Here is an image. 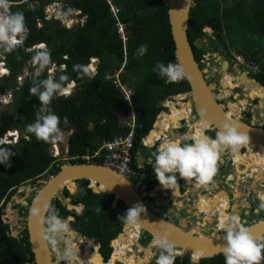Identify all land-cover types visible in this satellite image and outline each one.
Masks as SVG:
<instances>
[{
	"label": "trees",
	"instance_id": "trees-1",
	"mask_svg": "<svg viewBox=\"0 0 264 264\" xmlns=\"http://www.w3.org/2000/svg\"><path fill=\"white\" fill-rule=\"evenodd\" d=\"M52 1L28 0L13 4L11 7V12L24 13L27 31L23 45L11 53L4 52L10 73L0 79V92L12 91L13 99L10 105L12 112L6 122L5 117L0 118V134L9 128L19 130L24 137L15 144H2L3 147H9L15 152V155L10 159L12 165L10 168L0 165V248L9 256V259L5 256L0 257V264H26V261L34 260L27 236L20 240L8 235L9 224L4 223L2 218L3 208L20 186L34 184L42 177L49 179L62 165L59 159L62 155L54 157L50 154L51 144L37 141L34 135L25 132L27 125L35 122L36 111L41 105L38 98L29 93L34 80L46 79L49 76L48 69L56 64L58 68L53 78L58 79L60 75L65 74L71 82L77 83L76 89L69 96L57 95L52 100L50 108L60 118L63 131L75 129L69 139L70 156L67 162L83 163L85 161L82 156L87 153L93 154L104 139H111L128 131L122 126L126 104L118 89L105 78L107 73L115 72L121 68L122 62H126L121 77L124 81H129L135 90L137 121L142 125V128H137L136 133L132 161L134 167H137L136 152L139 148H145L142 145V138L153 128L163 109L162 100L190 89L187 79L166 84L153 71L157 63L176 64L175 43L171 33L168 7L164 0H117L120 7L119 20L125 24L129 37L126 45L118 35L116 19L111 16L104 0H63L66 3L65 8L80 10L81 15L86 16L84 23L72 27H65L56 19H45V6ZM193 1L195 4L191 8L188 33L198 56L207 50L203 46L198 47L196 42L207 37L215 50L221 46L228 55L230 49L236 50L247 58L259 62L264 69V0ZM38 20L41 21V26L38 25ZM206 28H210L212 34H207ZM41 43L47 44L52 64L39 77L32 72L19 85L17 78L23 74L24 68L27 63H31L33 57V52L27 49ZM142 44L148 45V51L145 55L139 56L137 49ZM94 57L100 59L95 79L87 77L79 79L78 73L73 71V66L88 65ZM61 66H65L63 71ZM254 77L264 79L260 74ZM256 89H259L258 84ZM163 113L180 116L182 109L178 111L173 108ZM65 117L69 121L68 127L63 125ZM179 121L176 119L174 124L179 125ZM159 125V130L165 127L163 123L159 122ZM199 133L201 136V131ZM209 133L210 137H215V132ZM101 158L96 161L102 163L103 156ZM259 162L261 167H264V159ZM144 170L148 174L145 182L148 189L152 190L157 184L155 174L149 166ZM259 174L264 175V168L259 170ZM78 183L82 191L75 196L85 207L83 214L76 215L77 220L72 227L93 241H102L107 247L110 240L121 232L123 221L120 217L125 215L128 208L123 201H119L114 207V196L91 186L99 193L93 192L88 187L90 183L88 180H79ZM69 186L74 187L73 184ZM65 193L71 196L68 190ZM97 209L100 211L97 212ZM58 214L65 217L67 213L61 208ZM126 232V242L130 244L135 236L129 233L127 228ZM149 237L151 238L150 235ZM100 245L89 242L87 249L93 246L98 249ZM111 245L115 246V240ZM120 256L114 254V260ZM90 259L95 264H103L98 253ZM131 260V257L125 258L127 264H130ZM189 262L190 256L186 255L176 258L174 264ZM198 264H224V256L219 254L204 258Z\"/></svg>",
	"mask_w": 264,
	"mask_h": 264
},
{
	"label": "clouds",
	"instance_id": "clouds-1",
	"mask_svg": "<svg viewBox=\"0 0 264 264\" xmlns=\"http://www.w3.org/2000/svg\"><path fill=\"white\" fill-rule=\"evenodd\" d=\"M11 7L12 0H0V51L3 53L13 52L17 46L23 44L26 39V21L24 13L22 11L11 12ZM79 17H85L86 19V16L81 15V13ZM125 30L127 34L126 27ZM208 30L212 32L210 28H208ZM127 42H124V44L126 45ZM36 47L44 49L45 46L40 44ZM147 51L148 45L142 44L137 49V54L143 56ZM92 59H97V61H92ZM99 63L100 59L94 57L91 58L88 65H74L73 71L78 73L79 79H83L84 77L95 79ZM31 64L36 66L35 75L39 77L45 69L52 64L50 53L47 51L36 52L32 57ZM125 65L126 62H122L120 69L115 72L107 73L106 75H115L119 72L120 79L124 81L121 74L124 71ZM93 67H96V73ZM60 68H62L61 71H63L65 66H61ZM153 71H155L158 77L163 79L166 84L178 83L182 80L189 79L185 68L178 63H168L167 65L164 63H157ZM125 82L130 84L129 81ZM18 84L21 85L22 83L20 84L18 82ZM74 84L77 83L75 81L71 82L69 77L65 74L60 75L58 79L49 75L46 79H37L33 81V86L30 87L29 93L31 96L37 97L41 105L36 111L35 122L28 124L25 129L27 134L34 135L37 141H43L52 145H57L65 141V131H63L60 126L61 120L52 111L50 104L57 95L64 96L67 94L70 89L74 87ZM118 91L120 92L119 89ZM70 94L71 93L67 96ZM120 94L122 97L121 92ZM7 95H10V93ZM0 98H3V96H0ZM122 100L124 101L123 97ZM165 100H167V102L170 101L169 98ZM166 103L162 104L161 102L163 109L169 108V105ZM159 115L162 116L161 112ZM63 125L64 127H68L69 121L67 117L63 119ZM152 130L153 128L145 137H148ZM248 140L249 137L246 133L241 132L230 123H225L222 129L216 132L214 138L201 135L200 138L195 139L193 143H182L180 139H170L161 142L156 150L151 153L153 159H149L148 163L151 164L156 179L164 189H170L171 191L176 189L178 187V180L189 183L195 180L199 185L206 186L213 181L218 172V163L221 154L226 151H230L233 155L239 153L241 147L245 145ZM158 141H160V139ZM149 143L152 142L149 141ZM14 155L15 152L11 151L9 147L0 145V165L10 168L12 166L10 159ZM36 200L40 202V197L37 196ZM259 207L260 209H264V198L261 199ZM83 211L84 207L80 205L77 208V212L83 214ZM99 211L100 209H97V212ZM41 214H43L41 223L45 225L43 239L47 246L55 253L56 264H77L80 244L68 220L61 218L58 211L48 202H43L42 210H31L32 216ZM142 214H147L146 207L142 203H136L126 211L125 215L120 217V220H122L126 226L134 227L138 221L141 220ZM236 219V217L232 218L233 221ZM153 243L161 250L156 264H174L175 245L169 241L168 237H156ZM221 247L223 249L224 264H262V261H264V242L255 239L251 235L250 229L243 225H239L238 227L229 226L223 237Z\"/></svg>",
	"mask_w": 264,
	"mask_h": 264
},
{
	"label": "water",
	"instance_id": "water-1",
	"mask_svg": "<svg viewBox=\"0 0 264 264\" xmlns=\"http://www.w3.org/2000/svg\"><path fill=\"white\" fill-rule=\"evenodd\" d=\"M164 2L168 7L171 33L175 43L176 63L185 68L187 76L189 77L187 80L190 86V89L187 92L169 96L172 100L180 101L182 107L183 105H186L188 108V117H184L179 123L180 125H187L189 130L186 135L184 134L179 139H181L182 143H184L185 140H189L193 143L195 139H198L197 136L195 137V133L198 132V127L201 128L200 130L202 135L208 136V131L216 133L222 129L225 123H230L237 127L241 132L246 133L249 137L248 142L241 147L237 155L240 154L243 156L246 154L250 155L252 153H258L264 156V123L259 122L257 125L254 120L251 124H248L241 119V115L236 117L233 115L228 116L226 114V104L218 100L219 97L215 92L217 88L216 83L208 80V69H202L196 59L193 44L191 43L188 33L190 13L192 6L195 4L194 1L164 0ZM213 56L216 62L221 63L222 68L229 67V62L225 60L222 55L214 53ZM235 70L238 74L246 75L248 80L252 81V83L258 84L259 89L264 90L263 84H261L256 78L247 76V74L244 71H241L236 64ZM166 102L167 100H162V104H165ZM261 106L264 107L262 104ZM159 116L155 125L160 118ZM74 131L75 129H71L64 132L66 137L64 147L67 150L63 155L64 160L60 166V170L49 179L42 180V185L40 187L34 188L36 193L28 208L27 229L36 264H56V259L54 252L47 246L43 239L45 228V225L41 223L43 214L32 216L31 210H42L43 202L51 204L55 196L57 194H61L65 188H69L71 193L74 192L78 187L77 181L79 180L90 181L91 189V183L93 182H95L98 186H102L105 190V194L114 196L113 206H116L119 201H123L128 209L133 207L136 203H142L146 207L147 214H142L141 220H139L136 225L140 227V230L148 233L152 237L146 249V252L150 249V255L146 259L147 264L152 262L154 252L158 249L155 244L152 245L156 237L167 236L169 241L175 245L174 251L176 257L179 256L182 258V255L177 252L187 250L191 258L189 264H198L201 259L211 258L219 254H223L221 244L223 243V237L226 232H220V226L216 225L215 227H211V233H209L205 230L207 225L206 220H201L197 224L189 227V225L184 222L176 223L169 218H163L159 215L160 213L155 206L156 202L152 203L148 200V198H156V193L164 190L160 184H157L152 191L141 194L139 189L135 188L129 179L104 164L90 162H67L66 160H68L70 156L68 151L69 139ZM243 149H246V152H243ZM49 152L52 156H54L55 147L52 144L49 147ZM223 161L225 162L224 158ZM234 167L235 171L238 173L239 171H245L247 169V164H239L237 161H234ZM252 172L253 171L249 168V170L241 174V178H243V175L251 174ZM256 180L257 179H255V181ZM259 181L263 182L264 176L262 179L260 178ZM70 184H73L74 187L71 188L69 186ZM217 184L218 187H215V190H221L225 193V198L228 200L229 196L227 191L223 189L225 185L221 188L222 182H217ZM226 184L230 186L232 185L229 184V181H226ZM21 188H23L22 190H26L27 195L32 191L31 184L21 186L20 189ZM199 188L201 189V192H199L197 200L204 197H212L209 184L206 186H199ZM92 191L99 193L93 189ZM37 196L40 197V202H37ZM15 197L16 196L13 195L12 199H14L17 203L22 202L19 198ZM68 200L70 201L71 198H68ZM23 203L24 205H28V202L24 200ZM209 220L211 221V219ZM5 222H7L6 219ZM239 225L242 224L233 223L229 226L238 227ZM125 227L126 225L124 224L123 230L118 234L117 238L125 232ZM188 227L189 229H187ZM246 227L250 229V233L255 239L259 241L264 240V219L254 221L253 224ZM74 232L75 234H78L76 230H74ZM13 235H16V231ZM138 245L141 250L144 249L141 244ZM98 255L103 262L101 254L98 253Z\"/></svg>",
	"mask_w": 264,
	"mask_h": 264
},
{
	"label": "flooded vegetation",
	"instance_id": "flooded-vegetation-1",
	"mask_svg": "<svg viewBox=\"0 0 264 264\" xmlns=\"http://www.w3.org/2000/svg\"><path fill=\"white\" fill-rule=\"evenodd\" d=\"M205 38H207V37H205ZM44 44H46V43H44ZM196 44H198V47L203 46L207 50L206 53L202 54L201 56H198L196 54L194 48H193L195 56H196V59L199 62V65H200V67L202 69H204L205 67L210 65L209 58L211 56H212L211 58H212V62L213 63H220V62H216L215 58L213 56L214 53L220 52L221 53L220 55H222L224 57V59L229 62V67L227 69H225V71H227L230 74L228 69L230 68L231 70H234V72H236V74H234L232 76L234 77V79L236 81V77L235 76L238 73L235 70V64H236V66L239 67V69L241 71H243L241 66H240V64H238L235 61V58H234V54L239 53V52H237L236 50L230 49V54L228 55L227 51L224 50L221 46H219V48L217 50H215L214 46L212 44H210L208 38L207 39L203 38V39H201V43L200 44H199V41L196 42ZM37 45H39V44H37ZM46 47H47V44H46ZM30 64H31L30 62L27 63L26 67L29 66ZM258 74L263 75L261 73H258ZM207 75H208V72H207ZM255 75H257V74H255ZM247 76L254 77V75H248V74H247ZM254 78H256V77H254ZM221 79H220V81H221ZM208 80L211 82L212 79L209 78ZM241 82H243V81H241ZM250 83L252 84L251 89L252 90H256V84L252 83V81H250ZM216 85L218 87V83ZM251 89L249 90V98H250L251 102L248 101V103L246 105H242L241 111H240L241 119L244 122L248 123V124H251V122L255 120V122L258 125L259 122H263L264 123V107L261 106L262 97H259V96H254L253 97V96H251ZM5 92H12V91H5ZM215 92L218 93V88H216ZM0 93H4V92H0ZM230 95L232 96L231 97L232 101L237 100V98L235 97L234 93H231ZM226 98L227 97H222V98H218V100L220 102L226 104V105H229V102H226ZM12 99H13V93H12ZM263 99H264V97H263ZM10 102H12V100ZM255 107L260 109V111L256 113ZM226 108H227V111L233 113L231 108H229V106L226 107ZM182 116L183 115H181L180 117H182ZM178 119L180 120L181 118H178ZM162 130H163V128L160 129L159 134H160V132H162ZM199 132L200 131L195 133L196 134L195 137L197 136L198 138H200V133ZM207 134H208V136H210L209 131L207 132ZM243 152H246V149H243ZM230 155H233L230 151H226V152H224L223 155H221L220 158H222V159L224 158L225 159V162H224L223 165H225L226 167L222 168V170H221L220 168L222 167V165L220 163H218V172H217L216 176L214 177L213 181L209 183L210 190L213 189L215 192H220L221 190H215L214 183H215V179L217 178V175L218 174H222L223 183L221 184L222 185L221 188H223V185H225V187L223 189L225 191H227V194L229 196L228 200H226V198H225L226 195L223 192L221 193L223 195V197H221V194H220V197L218 199H216V200H214L212 198L213 196H216V194H212L211 193L212 197H210V198L209 197L201 198L196 203L197 208H201V206H203L204 207L203 211L211 215V218H210L211 221L209 219L206 220V222H207L206 227H211V226H216V225L221 226V224H222V222H221V213L222 212L224 213V217L223 218L228 217V219H227L228 220V222H227L228 225L226 226V223H224L223 226L221 227L220 232H222V233L226 232V230L229 227V225H232L233 223H235V224L236 223H241L243 226L246 227V226H249V225L253 224L254 221H259L261 219H264V209H260V207H259V205L261 203V199L264 198V195L263 196L260 195L261 194V190H262L261 186L264 187V181L263 182L261 181L262 182V185H261L260 181L255 182V180L251 176V174H245V175H243V178L241 179V181L238 182L237 178H238L239 175L238 176L236 175L237 172L235 171L234 161L235 160H240L241 155L240 154L233 155V157H235V159L229 158ZM63 158H64L63 156L61 158H59L61 160V162H63V160H64ZM262 158L264 159V156H262L261 154L255 153V154L251 155L250 157H248L245 160H242V161L240 160L241 161L240 164H245L247 161H249L251 159L256 160V162H258L260 164L259 161ZM246 164H247L248 167L250 166L251 168H253L255 170V172L257 173L259 179L263 178L264 175L261 176L259 174V170L264 168L263 166L262 167L261 166L260 167H256L253 164H249V163H246ZM247 178L249 180H247ZM44 179H48V178L42 177L41 179H38L36 181V183L31 184L32 191L28 195L26 193V190H24L25 193H24L23 196L26 197V202H28V205H24L23 201L21 203H17L12 198L8 202V204L10 203V206H11L8 209L9 213L13 215V212L17 211L16 215L18 214L19 224H20V227H19L18 231H16V235H13V233H15V231H12L13 230L12 226H11L10 223H8L9 224V230H8L9 233H8V235H11V236H13V237H15L17 239H20V240L25 238L26 236L29 239V233H28V229H27V215H28V211H29L28 208H29V205H30L33 197L35 196V193H36V190L34 188L35 187H37V188L40 187L42 185V180H44ZM226 181H229V184H232V185L230 186V185L226 184ZM247 182H249V185L245 186V183H247ZM77 184H78V187H77V189L74 192L71 193L69 188H65L63 190V192L61 194H57L55 196V198L51 202V205L58 212H59V210L61 208L64 209L65 213H67V214H66L65 217H61V218L65 219V220H68V222H69L71 227H72V224L74 222H76V220H77V216L76 215L79 214L77 212V208H78L77 205H79V206L83 205V207H85L84 203L81 202L80 200H78L76 198V196H75L76 193L82 191L78 181H77ZM195 185H196V187L200 186V185H198L197 182H195ZM22 186H24V185H22ZM20 187L18 188L16 193L19 192ZM88 187L90 188V183L88 184ZM66 190H68L70 192L71 196H67L66 195V193H65ZM148 191H151V190H148ZM142 193L143 192H141V194ZM68 198H71V200L69 201ZM155 201H156V199H155ZM218 202H221V204H217ZM6 207L3 208L2 216L5 213L4 209ZM215 208H218V209H215ZM257 216H259V218H257ZM233 217H236L237 219L235 221H233L232 220ZM2 218L4 220V223L8 222V220H7V222H5L4 217H2ZM176 223H178V221ZM123 227H124V223H123V226H122V230H123ZM138 227L139 226H136V225L134 227L127 226L128 232L133 234L135 236L134 239H136V240H132L130 244L117 243L116 246L111 245L112 241H114L117 238V237H115L112 240H110V242H109L107 247L104 246L102 241H99V240L98 241H93V240H91V238H89L87 236H84V235H82V234H80L78 232L77 235H80L81 239H78L77 241L80 244L79 245V249L82 248V250H81V252L79 251L80 255L77 258V264H81L80 261H82V264H84V262H85V264H90V263L95 264L93 261H91L90 257H92L94 254H97V253H100L101 256L103 257V262H102L103 264H112V259H113L114 254L121 255V256L118 257V259H116L113 262V264H127L126 261H125V258H130V257L132 259L130 264H147L146 263V259L149 257L150 254H149V252H146V249H147V247L149 245V242L152 239V237L150 238L149 234L144 232V231H142V230L137 232L136 229ZM187 229H189V227ZM206 232L211 233V230L210 231H206ZM138 233H139V235H138ZM143 239H147V243L144 244L143 243ZM124 240H126V239H124ZM89 242L90 243H94V244H101V245L98 247V249H95L94 246L91 247L90 249H87V245H88ZM29 243H30V239H29ZM138 244H141L144 247V249L141 250ZM30 246H31V243H30ZM128 247H129V249H128ZM31 251H32V246H31ZM160 251L161 250L159 248L157 250H155L152 262L150 264H154L156 262L159 254H160ZM124 252H126V253H124ZM33 255H34V253H33ZM4 256L6 257V259H9V256H6L5 251L0 248V257L4 258ZM122 256L124 258L121 259ZM178 257L179 256H177V257L174 256V262H175L176 258H178ZM25 263L26 264H36L35 257H34L33 261H31V262L30 261H26Z\"/></svg>",
	"mask_w": 264,
	"mask_h": 264
},
{
	"label": "built area",
	"instance_id": "built-area-1",
	"mask_svg": "<svg viewBox=\"0 0 264 264\" xmlns=\"http://www.w3.org/2000/svg\"><path fill=\"white\" fill-rule=\"evenodd\" d=\"M28 1L23 0L20 2H14L13 4H20L21 2ZM107 5L109 6V11L111 16L117 19L116 27L117 32L120 38L127 42L128 36L125 30V24L119 21V11L120 7L117 4L116 0H104ZM65 2L63 0H53L51 3L45 6V19H56L61 21L62 25L66 27H72L75 24L83 23L85 17H79L81 11L77 9H70L65 8ZM38 25L41 26V21L38 20ZM27 31V29H26ZM45 47L46 44L42 43ZM23 45V44H21ZM21 45H18L19 48ZM40 45V44H39ZM37 45H34L27 49V51H32ZM16 48V49H17ZM15 49V50H16ZM235 61L240 64L243 71H245L248 75H255L261 73L264 75V69L261 67V64L253 59L247 58L245 55L236 53L234 54ZM97 61V59H92V61ZM94 62V63H95ZM64 67V66H62ZM57 65L54 64L51 68L48 69L49 75L54 76L55 70L57 69ZM96 73V67H93ZM10 73L5 60V54L0 51V78L7 76ZM26 77V75L24 76ZM22 75L18 77V82L21 84L23 78ZM106 79L111 80L112 83L115 85L116 88L120 90L122 93V97L124 102L127 106V109L123 112V119H122V126L127 128L128 131L118 134L111 139H104L100 147L93 153H87L86 155L82 156L85 162L90 163H99L104 164L111 169L119 172L120 174L124 175L127 179L130 180L132 185L135 188H138L140 193L148 192V185L146 184L145 180L148 178L147 172L139 167H134L132 165V161L134 159L133 149L135 147V139L137 128H142L141 124H138V115L136 112L135 102L133 100L134 90L128 82L122 81L119 76V72L115 75H106ZM77 87V84H74L72 87L71 92ZM10 93V95H7ZM69 93L65 94L67 96ZM0 104L2 103H9L12 100V92H4L0 93ZM61 96V95H59ZM6 132L0 134V145L3 143L6 144H15L19 141L21 137H24L20 134L19 130L17 129H6ZM147 136L142 138V143L147 144ZM55 147V154L54 157H59L61 154V150L64 147V142L58 143L57 145H53ZM103 162L96 161V159H102Z\"/></svg>",
	"mask_w": 264,
	"mask_h": 264
},
{
	"label": "crops",
	"instance_id": "crops-1",
	"mask_svg": "<svg viewBox=\"0 0 264 264\" xmlns=\"http://www.w3.org/2000/svg\"><path fill=\"white\" fill-rule=\"evenodd\" d=\"M171 102L173 105L169 106L170 110L173 108H175L176 110H180L183 108L180 104L181 103L180 101L178 102V101L172 100ZM167 115H170V114L166 113V118L165 119L162 118L159 121L161 124L163 123L165 125L163 131L160 132V134H159V131H160L159 127H157L154 122V125H153L154 128L150 134L152 135L157 134L158 137L155 139L152 135L149 134L152 143L151 144L147 143L146 145L142 144L144 145L145 148L143 147L139 148V150L136 152L135 161H136L137 167L144 169L147 166H149L152 169V166L151 164L148 163V161L149 159H153V157L151 156V153L154 152L156 148L158 147L159 145L158 140L160 139V140L168 141L170 139H179L184 134L186 135L187 131L189 130V128H187V125H180V124L175 125L174 124L176 119L181 118L180 117L181 115L180 116L175 115L174 118H170V121L169 119H167ZM182 115H184L183 112H182ZM166 124L169 126L167 127ZM188 142L190 141L185 140L184 143H188ZM147 148L148 149L151 148L152 150H148ZM223 162H224L223 159L220 158L219 163L223 165L224 164ZM220 177L223 178L222 174L217 175V178L215 179V183H214L215 187H218L217 182L223 183V180L219 179ZM155 180L157 181V184H159L156 177H155ZM195 182H196L195 180L191 181L190 183L185 182L183 180H178L179 186L176 189H173L172 191L170 189H164L163 191L157 192L156 193L157 197L154 199H156L155 206L157 207L159 213L161 214L166 211L167 213H169L167 218H169L170 220L173 221V217H177L179 220L178 222H184L188 224L189 226L197 224L201 219L206 220L204 212H202L199 208L196 207V202L198 201L197 197L199 195V192H201L200 191L201 189L199 188V186L196 187ZM157 184H155V186ZM182 212L185 213V215H182Z\"/></svg>",
	"mask_w": 264,
	"mask_h": 264
},
{
	"label": "rangeland",
	"instance_id": "rangeland-1",
	"mask_svg": "<svg viewBox=\"0 0 264 264\" xmlns=\"http://www.w3.org/2000/svg\"><path fill=\"white\" fill-rule=\"evenodd\" d=\"M206 30H207V34H212V32L210 31V30H208V28H206ZM204 39H207V38H204ZM201 43V40H199V44ZM38 51H47V52H49V50H48V47H44V49H40V48H35V49H33L32 50V52H33V55H35L36 54V52H38ZM217 53H219V54H221L220 52H217ZM212 57V56H211ZM209 58V61H210V65L209 66H207V67H205V68H207V69H209L208 70V75H209V78H211L212 80H211V82H214V83H218V93H217V95H218V97L219 98H222V97H227L226 98V102H229V105H226L227 107L229 106V108H231V110H232V112L234 113V114H240V111H241V107H242V105H246L247 103H248V101H250V98H249V90L251 89V86L250 85H247L245 82H240L238 79H236V81H235V79H234V77L232 76V75H234V74H236V72H234V70H231L230 68L228 69V71L230 72V74L228 73V72H226L225 71V69H227V67H224V68H222V66H221V64L220 63H213L212 62V58ZM230 58V57H229ZM223 70V71H222ZM32 72H36V66H34V65H32V64H30L29 66H27L25 69H24V72H23V74H22V77H24L25 75L26 76H28V75H30ZM223 72V73H222ZM238 73V72H237ZM223 77V78H222ZM25 78V77H24ZM222 78V79H221ZM220 79H221V81H220ZM257 80L258 81H260L263 85H264V79L262 78V77H258L257 78ZM231 93H234V95H235V97L237 98V100H234V101H232L231 100ZM230 95V96H229ZM251 96H260V97H262V105L264 106V99H263V97H264V90L263 89H256V90H252L251 89ZM169 100L171 101L172 99H170L169 98ZM251 102V101H250ZM168 104H169V102H167ZM11 102L10 103H2L1 105H0V118L1 117H5V122H6V119H7V117H8V115H10L11 114V112H12V108H11ZM262 108V107H261ZM167 110H169L168 108H164L162 111H161V114L164 112V111H167ZM181 110V109H180ZM179 111V110H178ZM255 111H256V113L257 112H259L260 111V109H258L257 107H255ZM160 114V113H159ZM2 119H4V118H2ZM159 121V120H158ZM198 131H200L199 129H198ZM6 132V131H5ZM161 142H163V140H160L159 141V144L161 143ZM188 143H190V142H188ZM148 149V148H147ZM67 149L65 148V147H63V149L61 150V152H60V154L63 156L64 155V153H65V151H66ZM148 150H152L151 148L150 149H148ZM64 157V156H63ZM229 158H234L235 159V157H233V155H230L229 156ZM246 163H249V164H253V165H255L256 167H260L261 166V164H259L258 162H256V160H253V159H251V160H249V161H247ZM245 163V164H246ZM224 167H226L225 165H222V167L220 168V169H222V168H224ZM237 176L239 175H241V174H239V173H237L236 174ZM251 175H252V177H253V172L251 173ZM238 176V178H237V181L239 182V181H241V177H239ZM219 179H221V180H223V178H219ZM247 180H249L248 178H247ZM261 183V185H262V182H260ZM27 185H29V184H26V185H24V186H27ZM93 184L91 183V186H92ZM249 185V182H247V183H245V186H248ZM23 188H21V189H19V192H17V193H15V196L17 197V198H19L21 201H26V197H24L23 195H24V193H25V191L24 190H22ZM261 192L263 193L264 191V187L263 186H261ZM211 191V193L212 194H216V196H213L212 198L214 199V200H216V199H218L219 197H220V194L222 193V192H215L213 189H211L210 190ZM15 197V198H16ZM221 197H223V195L221 194ZM152 203H155L156 201H155V199L154 198H148ZM196 200V199H195ZM217 204H221V202H218ZM195 206V205H194ZM193 206V207H194ZM11 206H10V203L7 205V207L4 209V215H3V217H4V219H6V220H8V223H10L11 224V226H12V231H18V229H19V227H20V224H19V218H18V214L16 215V213H17V211H14L13 212V215L12 214H10L9 213V211H8V209L10 208ZM216 212V211H215ZM214 213V212H213ZM168 214L169 213H167L166 211L164 212V213H161V214H159L160 216H162L163 218H167V216H168ZM182 215H185V213H183L182 212ZM203 215V214H202ZM201 215V216H202ZM224 217V213L222 212L221 213V222H222V224H221V226L220 227H222L223 226V224L224 223H226V224H228L227 222H228V217H225V218H223ZM22 218V217H21ZM257 218H259V216H257ZM207 220V219H206ZM173 221L174 222H177V221H179L178 220V218L177 217H173ZM189 227H191V225L189 226ZM211 227H215V226H211ZM211 227L209 228V227H206L205 228V230L206 231H210L211 230ZM120 230H122V228H120ZM76 239L78 240V239H81V237H80V235H77L76 234ZM123 243L124 244H128L127 242H126V240H123ZM143 243L145 244V243H147V239H143ZM98 247V246H97ZM81 250H82V248L80 249V252H81ZM107 252V251H106ZM124 253H126V252H124ZM178 254H180V255H182V256H190L189 254H186V253H183V252H181V251H178L177 252ZM108 254V253H107ZM79 255H80V253H79ZM191 259V258H190ZM80 261V260H79ZM81 262V264H82V261H80ZM154 264H156V262L154 263Z\"/></svg>",
	"mask_w": 264,
	"mask_h": 264
},
{
	"label": "bare ground",
	"instance_id": "bare-ground-1",
	"mask_svg": "<svg viewBox=\"0 0 264 264\" xmlns=\"http://www.w3.org/2000/svg\"><path fill=\"white\" fill-rule=\"evenodd\" d=\"M236 79H238L240 82L241 81H243V82H245L247 85H250L251 87H252V84L250 83V80H248L247 79V77H246V75H242V74H237L236 76ZM70 91H71V89H70ZM69 91V92H70ZM68 92V93H69ZM169 102V104L168 103H166V104H168L169 106H171L172 104H171V101H168ZM179 102V101H178ZM181 104V103H180ZM182 106V105H181ZM226 111H227V108H226ZM182 112L184 113V115H183V117H181V119L182 118H184V117H188V108H187V106L186 105H183V108H182ZM226 114L229 116V115H233L234 117H236V116H239V115H241V113L240 114H234V113H231V112H229V111H227L226 112ZM175 117V115L174 114H170V115H167V119H170V118H174ZM165 119L166 118V113H162V116L160 117V120L161 119ZM159 120V121H160ZM159 121L156 123V126L157 127H159L160 125H159ZM164 129V128H163ZM199 130L201 129V128H198ZM163 131V130H162ZM201 131V130H200ZM150 135H152V134H150ZM150 135H148V137H147V142L149 143V141H151V138H150ZM196 135V134H195ZM155 139L158 137V135L157 134H153L152 135ZM168 138V137H167ZM164 141V140H163ZM255 154V153H254ZM251 155H253V153L252 154H246V155H241V157H240V160L242 161V160H245V159H247L248 157H250ZM234 159V158H233ZM240 160H235V161H237L239 164H240ZM249 168L253 171V178H255V179H257L255 182H258L259 181V178H258V175H257V173L255 172V170L253 169V168H251L250 166L248 167L247 166V169L245 170V171H239L238 173L239 174H242V173H244V172H246L247 170H249ZM239 177H241V175L239 176ZM254 179V180H255ZM93 185L92 186H95L99 191H103L104 190V188L102 187V186H98L95 182H93L92 183ZM71 185V184H70ZM252 186V185H251ZM252 188V187H251ZM237 193V192H236ZM152 194H154V193H152ZM261 196H263L264 195V192L262 193L261 192V194H260ZM197 207V206H196ZM202 212H204L203 211V209H204V207L203 206H201V208H199ZM215 209H218V208H215ZM204 214H205V219H210L211 218V215L210 214H208V213H206V212H204ZM230 215V214H229ZM228 224H226V226H227ZM136 226H138V225H136ZM225 226V225H224ZM126 228H127V226L125 227V232L122 234V235H120L118 238H116L115 239V246H116V244L118 243V242H123V240L124 239H126ZM136 231L137 232H139L140 231V227H138L137 229H136ZM138 235H139V233H138ZM134 240H136V239H134ZM131 243V242H130ZM140 243V242H139ZM154 243H152V245H153ZM97 245V244H96ZM131 246V245H130ZM133 247V246H132ZM131 248V247H130ZM128 249H129V247H128ZM133 249V248H132ZM148 252H149V254H150V249H148ZM181 252H183V253H186V254H189L188 253V251L187 250H183V251H181ZM135 256V255H134ZM115 260H114V256H113V259H112V263L114 262Z\"/></svg>",
	"mask_w": 264,
	"mask_h": 264
}]
</instances>
